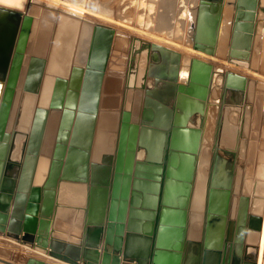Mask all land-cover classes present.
Returning <instances> with one entry per match:
<instances>
[{
    "label": "water",
    "instance_id": "water-1",
    "mask_svg": "<svg viewBox=\"0 0 264 264\" xmlns=\"http://www.w3.org/2000/svg\"><path fill=\"white\" fill-rule=\"evenodd\" d=\"M224 2L200 0L194 20L193 48L211 56L218 55ZM227 3L235 5L229 21L233 30L229 61L250 68L254 34L264 21V0ZM36 21L30 10L0 5V233L67 264H258L264 226V162L257 161L264 138V114L259 113L264 92L254 100L253 118L254 122L261 118L262 132H257L258 125L251 132L243 153L246 169L239 181V137L246 121L249 79L234 71L217 70L200 57L185 59L180 51L163 44L137 41L123 74L119 132L106 133L110 144L115 142L118 148L112 182L113 147L111 154H104L103 164H97L102 159L97 153L99 128L93 156L89 153L99 114L100 120L105 117L103 122L111 117L110 112L100 113V102L113 34L106 30V35L99 25L93 29L82 66L74 65L79 33L73 38L63 73L48 76L52 53L46 52L42 59L31 56L43 64L30 90L37 93L43 84L46 97L35 105L30 130L14 151L13 108ZM219 73L223 94L204 236L200 242L187 241L203 128ZM54 111L58 113L54 141L44 155ZM81 142L86 151L84 182L90 180V186L84 220L76 222L84 232L76 238L54 225L55 219L62 221L63 166L71 149ZM38 173L42 176L37 185ZM175 183L177 199L166 203L169 186ZM110 186L113 192L109 195ZM26 264L53 263L30 257Z\"/></svg>",
    "mask_w": 264,
    "mask_h": 264
},
{
    "label": "bare ground",
    "instance_id": "bare-ground-1",
    "mask_svg": "<svg viewBox=\"0 0 264 264\" xmlns=\"http://www.w3.org/2000/svg\"><path fill=\"white\" fill-rule=\"evenodd\" d=\"M129 1L130 0H82V1L78 0L77 2H75V1H69V0H26V5H24V2H25L24 0L22 2H21V0H0V5H2V6L9 7L10 5L7 6L8 4L4 3V2H6V3L12 4L13 6H15V7H10V8L18 9V10H26V11L30 10V11H32V13L36 14V16L37 15L39 16V17L37 16V21L34 24V29H33L32 35H31L32 43H31V47H30V53H29L30 55H29V58H27V60H26V64H25L26 68L24 70L23 77L21 79L19 91L17 93L15 105L13 108V116H12V124L11 125L13 128V143L15 146L14 151H17L18 147L20 146L21 142L23 141L24 136L30 130V125H31V121H32V114H33L35 105L38 102H40V99H42L44 101L45 100L44 98L46 97V88L43 84L37 93L30 90L33 87L32 86L33 80L35 81V79H37V77L40 75L39 71L41 70V66L43 64V61L33 60L31 56L33 55L34 57H36L38 55L41 57L40 59H42L45 56L44 54L46 52H47V54H49V56H50V53H52V56H51V59L49 62L48 76L52 77L54 73L65 72V68H66V65L68 63V58H69L71 48L73 45L72 41H73L75 34L79 33V38H81V42L79 41V38H78V41L76 43V54H77V50H78V54L81 53L80 55H82V56H80V55H78L77 57L75 56L76 60L74 59V62L75 61L80 62L81 59L83 58L84 52L87 51L86 47L87 48L89 47L88 44L91 40L90 37L92 36L93 29L95 28V26L92 25V23L94 21H97V20L100 21L101 20V21L105 22L106 25L108 23V26L109 25L114 26L113 29H107V28H105V30L103 29L104 30L103 33H105L106 35H108L105 32L106 30L111 31L112 34H113V32L116 33L115 32L116 30H118V33H119V31H125L128 33L134 34V36L137 33L138 34L137 36H140V37H141V35H144V36H147L149 39L155 38L156 40L164 41L166 43L171 44L172 46H174L175 50L177 49L179 51L180 50L182 51L181 53L183 54L185 59L186 58L188 59V58L194 57V56L200 57L202 59H205L206 57H211L212 60H214V62L218 61L219 63L222 64V60H223L222 57H223L224 50H223V48H221L222 47L221 44L218 43V45H217V53H218L217 56L218 57L216 58L215 56L208 55L205 52H202V51H199V50L193 48L192 34H191V41L189 39H186L185 36L184 37H182L181 35H180V37L177 36V34H179V33L181 34V32H182L181 25H180L182 22H181V19L175 18V17H178L177 15H179V17H186L187 18L186 20L191 21V22H188V25H187L188 28L186 27L187 31L188 30L191 31V29L193 28L192 12H191L190 7L192 6L191 2H193L194 5L198 4V3H195V0H180V2H182V4H184V5H181V6L179 5V7H180L179 11L177 9L179 3L177 2L178 4L176 6V3L173 2L174 0H169V2H168V3H170L169 7L167 6L166 2L161 1V0L160 1L159 0H144L143 2H142V0H135V1L131 0L134 2L133 7L132 8L130 7L131 9L126 7L127 2H129ZM155 3H157L156 7H155ZM174 4H175V6H174L175 9L173 7ZM226 4H228L227 1H226ZM129 5H132V4H129ZM163 5H165V7H163ZM198 5H199L198 10H199L200 0H199ZM160 8L161 9L167 8L166 10L168 13H172V15L176 14L174 17L175 18L174 21H172L173 18H170V20L168 22L162 23L161 18L166 14L164 13V14L159 15V13L161 11L158 12V9H160ZM154 10L156 12H153ZM223 13H224V11H223ZM196 14H198V13H196ZM84 17H87V19L92 17L93 21L87 20L86 18L83 19ZM115 28H116V30H115ZM224 28L225 27L222 26L220 34H223ZM26 31L27 30L25 29L24 32H22V34H23L21 36L22 40L25 39ZM220 34H219V36H220ZM144 36L142 37L143 40L150 41L148 39H145ZM137 38L138 37H136V36L135 37H131V36L129 37L128 36L130 43H131V40L134 41V40H137ZM159 41H157V43L162 44ZM150 42H156V41L151 40ZM79 43H80V45H79ZM78 45H79V47H78ZM131 56H132V50H131ZM131 56H130V60H131ZM205 60H207V59H205ZM110 62H111V60H110ZM110 62L108 63V67L110 65ZM139 62H140L139 67L141 65H144V63H142L141 60ZM32 63H33V65H32ZM129 63H130V61H129ZM214 65H215L217 70H222V68L220 66L217 67L218 63H217V65H216V63ZM232 67H234V65ZM119 68L120 67L117 66V63H115L114 71H118V73L121 72L120 75L123 76L122 71ZM242 68H244V67H242ZM237 69H239V68L237 67ZM111 71H112V69H111ZM36 72H38V74H36ZM109 74L110 73H108L107 75H109ZM254 74L257 75L258 73H254ZM32 75H33V77H32ZM34 76H35V79H34ZM118 76L119 75H117V77ZM257 76L260 77L259 74ZM43 80H45V78ZM106 80H108V79H106ZM118 80H119V78H118ZM46 81L50 82L48 79H46ZM111 81H109V82L111 83ZM106 83H108V82H106ZM113 83L111 84V88H112V86H114ZM114 84H116V83H114ZM50 85H51V82H50ZM220 88H222L221 85H220ZM33 89H34V87H33ZM113 91H114V89H113ZM114 92H116V91H114ZM212 92H213V89H212ZM111 94H113V92ZM113 96H116V95H113ZM211 97H213V93H211ZM217 101H218V99L216 100V102L213 101V102L208 103V113L209 112L211 113V108H214V106L216 107V104H217V106H220V104H218ZM113 102H110V104ZM110 104H108V105H110ZM104 105H106V104H104ZM110 108H108V109H110ZM103 111H105V110H103ZM213 112H214V110H213ZM114 116H115V114H114ZM57 118H58V113H57V111H54L51 115V118H50V121H49V124L47 127V132H46V137H45V142H44V147H43L44 155H47L49 150L52 147V143L54 141V132H55V126L57 123ZM101 120H102V118H101ZM107 120H108V118H107ZM112 121H114V120H112ZM111 123H113V122H111ZM110 124H108V126ZM102 126L104 127V124ZM103 127H101V128H103ZM100 130H102V129H100ZM106 133H108V132H106ZM112 133H114V132H112ZM101 138H100V141H102ZM106 143H105V145H106ZM113 153H114V151H113ZM101 155H102V153H101ZM201 155H202V161H201L202 165H201V169H199V174L197 177V186H196V192L200 197L203 194L204 189L206 187L204 174L206 172L205 163L207 162V158L203 155V153ZM40 166H41V168L44 166L43 162H41ZM41 176L42 175L40 173H38V175L36 177V184L37 185L41 181L40 180ZM68 185L69 184L67 182H63L60 185L59 201H60V203H61L60 205L63 209V210L61 209V214H63L65 212L64 210H65V208H67L66 205H67L68 201L70 200V197L68 196V194H69V186ZM70 187H72V186L70 185ZM200 197H198V199ZM34 251H36L38 254L45 257L44 253H42L38 250H34ZM259 256H260V254H259Z\"/></svg>",
    "mask_w": 264,
    "mask_h": 264
},
{
    "label": "crops",
    "instance_id": "crops-1",
    "mask_svg": "<svg viewBox=\"0 0 264 264\" xmlns=\"http://www.w3.org/2000/svg\"><path fill=\"white\" fill-rule=\"evenodd\" d=\"M178 3H177L178 5H180V6L182 5V2L179 1ZM191 3L193 4V2H191ZM195 3H197V1H195ZM233 17L234 16L231 15V20L233 19ZM257 23H259V20L257 21ZM260 24H261V22H260ZM261 25L262 26L260 28H258L256 33L254 34V39H253V44H252V49H251V55H250V59H249L250 66H251L250 68H246V67L242 68L243 66L235 65L229 61L230 47H231L232 33H233V30L231 28L229 29V36L226 39V43H227L226 48L225 49L223 48L224 53H223L222 58L224 60H226V62H228V64L225 66L224 72L234 71V72L240 73L242 75H245L250 81L249 85H248L249 97L247 95V99H248L247 105L248 106H247V112L245 115L246 121L242 125L241 133H240V137H239L240 155L238 156V159H237V169L239 171V181H240V177L242 175V171H244L246 169V161H245V158L243 156V153L245 151V147L247 145V142H249V140L251 139V132H255L257 130V129L255 130V125H256V127H257V125L259 126V129L257 130V132H259V134H260V132H262V129H260L261 118L260 117L256 118L255 122L253 120L254 111H255L254 110V100L258 94L260 95L261 93L264 92V21H262ZM230 26H232V23H229V27ZM222 42H223L222 41V34H220L219 44L223 45ZM177 51H179V50H177ZM230 64L235 65V68L232 67ZM219 66H222V64H220ZM237 67L239 69H237ZM111 69H112V71H111ZM108 73H110V74L107 75ZM254 73H258L260 77L257 76L258 74L256 75ZM120 74H121V72L118 73V71H114V67H111L110 65L107 68V73H106L105 81L103 84V91H102L101 102H100V113L103 114L105 112H110L111 117L108 120L106 119V122H102V120L100 121V114H99V116L97 118L96 132H95V136L93 138L94 144L92 143L91 151L89 152L90 156L92 157L94 150H95V140L94 139H96V137L98 136L97 135V129L98 128L102 129L101 134L103 136L101 134H99V140L102 137L101 138L102 141H99V146L97 147V153L100 154V157L102 159L97 161V164H99V165L103 164L104 154L112 152V151H109V149H111V147H113L114 153H112V155L114 156V161H113V173L111 175V181L112 182H114V169L117 165L116 154H118L117 153L118 148H117V145H115V142L113 143V145L110 144V141H109L110 139L108 138L109 136L106 134V132H108V133L114 132V134L115 133L117 134L119 132L117 125L120 122L121 117L118 118V116H119L118 112L122 108L123 94H124V90H125L124 76H121ZM117 75H119V76L117 77ZM118 78L120 81L118 80ZM106 79H108V80H106ZM110 79L112 81L114 80L113 82L116 84H114ZM109 81H111V83ZM106 82H108V83H106ZM112 83L114 85V86H112V88L114 87L113 89L116 92H114L113 89L111 88ZM221 86H222V88H221V92H222L221 96H222V94H223V82H222ZM112 92H113V94H111ZM113 95H116V96H113ZM211 99H212L211 101H213V97H211ZM259 100L261 102V99H259ZM110 102H113L114 104L113 103L110 104ZM107 103L110 104L111 106L108 105ZM263 103H264V100H262V102L260 104L261 107L259 109V113L261 114V116L264 114V106L262 105ZM104 104H106V105H104ZM108 108H110V109H108ZM103 110H105V111H103ZM114 114H115V116H114ZM102 119L104 120V117ZM112 120H114V121H112ZM109 122L110 123L113 122V123H111L112 125ZM107 123L110 125L108 126ZM103 124H104V127L102 126ZM210 125L211 124L209 122L208 113H207V119H206V122H205V125L203 128V140H202L201 151H200L199 160H198V167H197L198 169H197V174L195 176V181H194V185H193V191H192V196H191L190 206H189L187 241L191 240L193 242H200L203 240V236H204V216H205V212H206L205 210H206L207 184H208V179H209V169H210L211 160H212L211 151L208 147L209 145L207 144V141L210 139V136H211V129H210L211 126ZM101 127H103V128H101ZM212 130H213V126H212ZM263 131H264V128H263ZM257 137L258 136H256L255 138L260 140V138H257ZM263 140H264V138L262 140H260L261 143H260V151H259L258 160H257L258 162H264V157L262 156L263 155L262 153L264 151ZM104 142L105 143L107 142L106 143L107 146L105 145ZM82 144L83 143L81 142L79 145H76V147L72 148L71 153L66 157V160H65V163L63 166V177H62L61 183L67 182L69 184L68 185L69 186L68 196L70 197V200L68 201V203L66 205L67 208H65V210H64L65 212L63 214H61V216H60V219L62 221L55 219V225H54L55 229L60 230L61 232L65 233L66 235H70L72 237L74 236L76 238H80L84 232V230L81 227L76 226V222H79L80 219L84 220L83 219V215L85 214L84 208L87 207V205L89 203L88 189L90 186V180H89L88 184H85V182H84V179H85L84 178L85 177L84 176V167H85V160H86V158H85L86 151L84 150V147L82 146ZM204 144H207L208 146H205ZM205 150H207L209 152L207 162L205 163L206 172L204 174L206 187L204 189L203 194L200 197L196 192V186H197V177L199 174V169H201V165H202V163H201L202 155L201 154ZM101 153H102V155H101ZM101 175H102V173H101ZM174 181L177 182V178ZM70 185L72 187H70ZM236 191H237L236 193L239 194L240 196L243 195L242 190L239 191L237 188ZM112 192H113L112 186H110L109 195L112 194ZM166 197H167L166 203H171L173 199L174 200L177 199V183L169 186ZM198 197H200V198L198 199ZM110 198H109V200H110ZM110 204H111V201L108 202V206ZM31 250H34V249H31ZM34 253L35 254L27 255L25 257V260L27 261L30 257H35L38 259L45 260L47 262H51L53 264H67V263H63L61 261L52 259V258L47 257V256L41 257L36 252H34Z\"/></svg>",
    "mask_w": 264,
    "mask_h": 264
},
{
    "label": "rangeland",
    "instance_id": "rangeland-1",
    "mask_svg": "<svg viewBox=\"0 0 264 264\" xmlns=\"http://www.w3.org/2000/svg\"><path fill=\"white\" fill-rule=\"evenodd\" d=\"M22 1L23 0H21V2ZM24 1H25L24 2V5H26V0H24ZM69 1H75V2H77L78 0H69ZM133 1H135V0H133ZM133 1L130 0L129 2H127V6L126 7H128V8L131 7L132 8L133 5H134V2ZM143 1L144 0H142V2ZM161 1L166 2V4H167L168 7L170 6V3H168L169 0H161ZM179 1L180 0H178V1L177 0H174L173 2H175L176 3V6H177V2H179ZM195 1H197V0H195ZM4 3L5 4H8L7 6L10 5L9 7H15L12 4H9V3H6V2H4ZM197 3L199 4V0L197 1ZM129 4H132V5H129ZM198 4H196V5L192 4V6L190 7L191 12H192V23H193V26H194V22H195L194 20H195V17H196V13H198V6H199ZM182 5H184V4H182ZM156 6H157V3H155V7ZM174 6H175V4L173 5V7ZM163 7H165V5H163ZM228 7H232L234 9V6L233 5L232 6H228ZM166 9L167 8H162V9L160 8V9H158V12L161 11L159 13V15L160 14H164V13L167 15V16L164 15L161 18L162 23L163 22H168L170 20V18H173L172 21H174L175 18L181 19V22L182 23L180 22L181 23L180 25H181L182 32H181V34L180 33L177 34V36L178 37H180V35L182 37L185 36L186 39H189L191 41V33H192V29L193 28L191 29V31L190 30L187 31L188 22H191V21L190 20H186L187 19L186 17H179V15H177L178 17H175L176 14L175 15H172V13H168ZM174 9H175V7H174ZM177 9H178V11L180 10L179 5H178V8ZM30 12L32 13V11H30ZM153 12H156V11L154 10ZM85 18L87 19V17H84L83 19H85ZM222 18H223V13H222ZM230 18H231V16H230ZM87 20L93 21V18L91 17V18H88ZM104 24L106 25V23L103 22V21H101V20L100 21L97 20V21H94L92 23V25L95 26V27L97 25H99V26H101L103 28H107V29H113L114 28V26H111V25L108 26V23H107L106 26ZM115 30H116V28H115ZM115 32L116 33L113 32L112 47H111V53H110V57H109V62L111 60V62H110L111 67H114L115 63H117V66L120 67L119 69L122 71V75H123L126 72L127 67L130 64L129 61H130L131 48H132V46L137 41H142L143 40L142 37L144 35H141V37H140V36H137L138 34L136 33L135 36L138 37L137 40H134V41L131 40V43H130V40L128 39V36L129 37L130 36L131 37H135L134 34L128 33V32H125V31H119V33H120L119 34L118 33V30H116ZM144 38L145 39H148L150 41L151 40L152 41H156V42L159 41V40H156L155 38L149 39L147 36H144ZM79 41L81 42V38H79ZM159 42H161L165 46H169V47H171V48L174 49V46H172L169 43H166L164 41H159ZM79 45H80V43H79ZM79 45H78V47H79ZM221 48H224L223 45H222ZM180 52H182V51L180 50ZM77 54H78V50H77ZM77 54H75L76 57L78 56ZM44 55H46V53ZM215 57L217 58L218 56H215ZM205 59H207L208 61L212 62L213 64L216 63V65L218 63L217 67H219V65L221 64L218 61L214 62V60H212L211 57H206ZM227 64L228 63L226 62V60L224 61V59H223L222 60V66H220V67L224 70L225 69V65H227ZM231 66H233V65H231ZM234 68H235V65H234ZM221 84H222V75H221V73H219V74H217L215 76L214 88H213V92H212L213 93V101H216L217 99L221 98V93H222L221 92V88H220V85ZM213 110H214V112H213ZM219 115H220V106H217V104H216V107L214 106V108H211V113L210 112L208 113V119H209V122L211 124L210 125L211 126L210 127V129H211V136H210V139L207 141V144L209 146L207 144H204L205 146H208L209 147V149L211 151V158L213 157L214 150H215V147H216L217 132H218V128H219V125H218L219 124V121H218L219 120ZM212 126H213V130H212ZM263 147H264V140H263ZM262 154H263L262 156L264 157V151H263ZM210 167H211V165H210ZM209 173H210V169H209ZM33 251L34 250H31L29 247H27L26 245H24L22 242H17L13 238L4 236L2 233H0V259L5 260V261L9 262L10 264H14V263L15 264H26L25 257L27 255L35 254L34 252H36V251H34V252ZM39 256L44 257V256H42L40 254H39ZM0 264H7V263H4V262L0 261ZM259 264H264V240H263L262 245H261V261L259 262Z\"/></svg>",
    "mask_w": 264,
    "mask_h": 264
},
{
    "label": "flooded vegetation",
    "instance_id": "flooded-vegetation-1",
    "mask_svg": "<svg viewBox=\"0 0 264 264\" xmlns=\"http://www.w3.org/2000/svg\"><path fill=\"white\" fill-rule=\"evenodd\" d=\"M227 1V0H226ZM226 1L224 2V5H223V11H224V13H223V11H222V13H223V26L225 27L224 28V32H223V34H222V43H223V47H224V49L226 48V39H227V37L229 36V29L231 28L232 29V26H230L229 27V21L231 20V18H230V16L232 15V16H234L235 15V5L234 4H231V5H229V4H226ZM233 1H235V0H233ZM234 6V9L232 8V7H228V6ZM88 46L90 47V42H89V44H88ZM89 47H88V49H89ZM88 52H89V50H87ZM86 51V54H85V56L88 54V52ZM85 53V52H84ZM81 53H79V54H77V55H80ZM80 56H82V55H80ZM74 65H77V66H82L83 65V63L80 61V62H78V61H75L74 62ZM213 88H214V85H213ZM212 88V89H213ZM222 97V96H221ZM212 100V99H211ZM210 102H213V101H210ZM216 102V101H215ZM217 103L218 104H220L221 105V101H220V98L218 99V101H217ZM208 150V149H207ZM207 150H205L204 152H203V155L206 157V158H208V151ZM212 159H213V157H212ZM211 166H212V160H211ZM210 175H211V167H210V173H209V178H210ZM208 186H209V179H208V184H207V189H208ZM206 199H207V197H206ZM206 211V210H205ZM206 213V212H205ZM204 225H205V216H204ZM263 240H264V226H263V231H262V240H261V245H262V242H263ZM261 261V247H260V256H259V261H258V264H259V262Z\"/></svg>",
    "mask_w": 264,
    "mask_h": 264
}]
</instances>
